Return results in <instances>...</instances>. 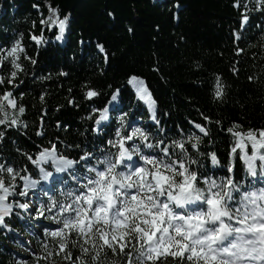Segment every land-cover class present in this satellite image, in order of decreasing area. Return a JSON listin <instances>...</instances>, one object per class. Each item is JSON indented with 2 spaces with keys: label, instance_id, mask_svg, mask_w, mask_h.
Wrapping results in <instances>:
<instances>
[{
  "label": "trees",
  "instance_id": "trees-1",
  "mask_svg": "<svg viewBox=\"0 0 264 264\" xmlns=\"http://www.w3.org/2000/svg\"><path fill=\"white\" fill-rule=\"evenodd\" d=\"M49 3L58 7L61 18L68 16V26L61 41L55 38L58 29L45 28V40L37 45L30 36L41 33L39 20L49 15ZM239 3L247 4V24L241 19L244 9L233 7V0H0V55L16 40H22L27 54L36 60L32 64L21 57L24 72L18 76L19 87L13 94L18 105L26 108L20 119L27 128L20 132L6 130V142H0V161L19 169L26 162L17 148L35 153L50 140L95 151L94 146L100 144L98 136L114 137L121 115L127 123L150 131L154 137L163 127L165 131L156 138H176L179 129L187 132L189 121H199L201 111L222 119L225 128L234 121L243 131L264 128V11L257 10L256 0ZM236 34L241 37L239 41L234 39ZM98 44L104 46L107 61ZM237 46L244 50L240 55L235 54ZM10 67L5 60L0 75L7 76ZM234 68H238V76ZM132 76L143 79L152 93L159 125L138 99L129 82ZM218 76L225 86L223 104L212 99ZM248 76L255 81L250 82ZM86 89H94L99 95L86 99ZM3 90L0 88V93ZM42 93H46L43 104L39 99ZM112 95L117 96L115 101ZM69 99H74L76 106L69 104ZM41 108L47 112L44 137L35 135ZM103 108L109 109V121L102 122V131L97 133L93 128L99 113L93 110ZM211 133L201 142V151H216L220 164L213 166L202 156L200 170L220 177L225 174L233 140L215 127ZM61 151L74 155L79 149ZM32 174L39 179L35 171ZM237 179L244 187L252 180L239 163ZM255 184L264 186V178H256ZM71 187L70 179L60 176L54 182L41 181V186L32 191L38 194L34 206L52 195L62 199L60 192ZM33 217L37 227L29 235L33 247L23 259L11 249L13 237L20 234V220L6 218L7 227L0 226V264H33L31 253L41 252L42 242L51 247L50 239L45 240L41 232L55 227L54 222L43 218L38 222ZM55 263L64 264L59 257Z\"/></svg>",
  "mask_w": 264,
  "mask_h": 264
},
{
  "label": "snow or ice",
  "instance_id": "snow-or-ice-1",
  "mask_svg": "<svg viewBox=\"0 0 264 264\" xmlns=\"http://www.w3.org/2000/svg\"><path fill=\"white\" fill-rule=\"evenodd\" d=\"M46 7L49 15L39 20L41 33L30 36L37 45L45 40V28L58 29L55 38L61 41L68 26V16L61 18L58 7L50 3ZM233 7L244 9L241 19L247 24V4L233 0ZM255 7L264 11V0H256ZM32 26L36 27V21ZM240 38L239 34L234 36L237 41ZM97 47L107 61L104 46ZM243 52L235 48L236 55ZM3 53L0 67L5 60L11 67L7 76L0 75V88L4 89L0 93V142H6V130L27 128L20 119L26 108L18 105L13 90L19 87L17 79L24 72L21 57L36 63L22 40H16ZM233 71L239 75L238 68ZM255 79L248 76L250 82ZM129 82L159 125L156 101L145 81L132 76ZM17 95L22 97L23 93ZM98 95L94 89L85 91L86 99ZM45 96H39L42 104ZM111 99L115 101L117 96ZM212 99L219 104L226 100L219 76ZM68 103L76 106L74 99ZM93 111L99 113L93 131L100 133L102 122L109 121V109ZM45 115L41 108L39 130L35 132L40 137L45 136ZM198 115L199 121H189L187 132L179 129L176 138H156L165 131L163 127L154 137L121 115L114 137L98 136L100 144L94 146L95 151L76 144L63 145L59 140H50L35 153L17 148L26 165L17 169L0 161V226L7 227L6 218H21L23 214L54 222L55 227L41 232L45 240L50 239L51 247L42 242L41 252L31 253L33 264H55L56 257L64 264H264V186L255 184L256 178H264V128L243 131L235 121L225 128L220 118L213 119L202 111ZM213 127L233 140L225 174L220 177L200 170L202 156L213 166L220 164L216 151H201V142L211 137ZM61 148L79 151L70 155ZM237 163L252 178L247 187L237 179ZM33 171L39 179L33 177ZM57 176L70 179L72 187L60 192L62 199L52 195L30 209V192L40 187L41 181L54 182Z\"/></svg>",
  "mask_w": 264,
  "mask_h": 264
},
{
  "label": "rangeland",
  "instance_id": "rangeland-1",
  "mask_svg": "<svg viewBox=\"0 0 264 264\" xmlns=\"http://www.w3.org/2000/svg\"><path fill=\"white\" fill-rule=\"evenodd\" d=\"M131 85L134 88V90L136 91L134 84L131 83ZM145 104L148 107V104L147 103H145ZM148 110L150 113H152V110L149 109V107H148ZM37 196H38V194H36L34 192H30L29 197L27 199V202L29 203L30 209L34 206L35 199ZM19 199L24 200V198H19ZM26 217H27L26 219L22 218V217L18 218L22 224V226L19 227L20 234L13 237V239H12L11 249H12V251L17 253L16 256L19 259H23V258H25L26 255H29V249L33 247L29 235L31 234V232L33 230L37 229V227L32 222L34 217L32 216L31 218H29L28 215H26ZM10 220L15 222V221H17V218H10ZM38 222H35V223H38ZM27 228L29 229L28 232H26ZM55 264H61V263H55Z\"/></svg>",
  "mask_w": 264,
  "mask_h": 264
}]
</instances>
